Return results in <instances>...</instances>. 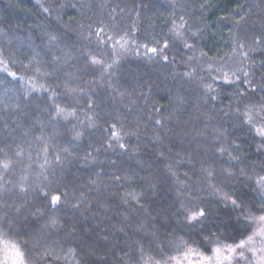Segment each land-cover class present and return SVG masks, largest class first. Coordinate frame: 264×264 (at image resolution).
Instances as JSON below:
<instances>
[{
  "label": "snow or ice",
  "instance_id": "obj_1",
  "mask_svg": "<svg viewBox=\"0 0 264 264\" xmlns=\"http://www.w3.org/2000/svg\"><path fill=\"white\" fill-rule=\"evenodd\" d=\"M218 7L35 0L0 25V264H264V0ZM132 57L177 81L166 104L121 83Z\"/></svg>",
  "mask_w": 264,
  "mask_h": 264
},
{
  "label": "trees",
  "instance_id": "obj_2",
  "mask_svg": "<svg viewBox=\"0 0 264 264\" xmlns=\"http://www.w3.org/2000/svg\"><path fill=\"white\" fill-rule=\"evenodd\" d=\"M97 2H100V0H97ZM104 2L107 3L110 2V0H104ZM116 2L120 3L121 5L127 4L129 7H131L133 0H116ZM135 2L139 4L140 0H135ZM230 2L231 0H218L219 7L218 9H214L211 13H209L210 19L215 20L216 16L221 15L225 4ZM144 3L149 5H157V8L154 9V11H159L164 15H167L165 8L168 5V0H144ZM26 8H32L33 11H35V0H0V25H3L4 23L11 25L22 23V27L26 28L28 24L34 23V19L24 11ZM73 15H76L74 10L67 9L64 19L67 20L69 16ZM147 15L152 16L153 12H148ZM77 18L79 17L77 16ZM153 23L156 25H162V20H154ZM223 31L226 33L227 30L224 29ZM208 46L212 49L225 47L219 36L210 38L208 40ZM211 54L213 53H210V55ZM180 70L183 71V69ZM137 76H145L151 80L157 93L156 99L160 100L161 103L166 104V98L169 95V90H175L178 87L177 81L172 78L167 69L147 65L141 59L132 57L129 59L128 63L125 65V68L121 72V83L124 84L125 87H129L135 83V77ZM225 103H227V101H225ZM128 118L132 119V116L129 115ZM131 143H136L135 138H132ZM150 151L151 146L149 145L145 156H141L139 159H144ZM115 158V156H112V159ZM122 159L124 160L125 167L136 169L137 158L134 157L132 159ZM74 170L75 169H72L71 171ZM147 174V170L141 172L142 176ZM69 178L71 177L69 176ZM161 195L165 194L162 192Z\"/></svg>",
  "mask_w": 264,
  "mask_h": 264
}]
</instances>
